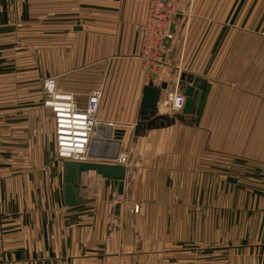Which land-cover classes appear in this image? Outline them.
<instances>
[{
	"label": "crops",
	"instance_id": "0c3cea01",
	"mask_svg": "<svg viewBox=\"0 0 264 264\" xmlns=\"http://www.w3.org/2000/svg\"><path fill=\"white\" fill-rule=\"evenodd\" d=\"M175 1L166 52L172 69L183 70L180 87L210 85L205 113L211 74L230 48L251 39L258 68L264 64V0ZM149 2L0 0V264H264L260 155L215 152L195 114L159 107L157 119H141ZM50 76L81 106L93 90L103 92V155L91 162L129 155L123 202L118 181L90 171L78 184L81 203L65 204L66 160L37 95ZM166 81L162 99L176 88ZM246 197L256 201L247 207L257 215L252 236Z\"/></svg>",
	"mask_w": 264,
	"mask_h": 264
},
{
	"label": "built area",
	"instance_id": "2783aa9c",
	"mask_svg": "<svg viewBox=\"0 0 264 264\" xmlns=\"http://www.w3.org/2000/svg\"><path fill=\"white\" fill-rule=\"evenodd\" d=\"M179 12V3L175 0H150L147 16L141 27L143 49L141 53L142 68L148 84L162 82L164 72L173 70L171 57L166 52V44L173 40L172 24ZM169 40V41H168ZM178 77L171 80L176 83L174 91L160 99L159 107L178 113L184 108L186 96L179 90ZM169 80V81H171ZM44 105L52 114L55 125V143L58 158L76 162H91V143L97 138L100 126L98 111L103 92L93 90L87 97L86 105L81 106L73 94L59 88L56 78H47L44 82ZM159 109V108H158ZM113 126V123H109ZM109 164H129L128 154H118L115 158H104ZM118 195L117 201L122 202ZM137 210V206L135 207ZM139 209V207H138Z\"/></svg>",
	"mask_w": 264,
	"mask_h": 264
},
{
	"label": "rangeland",
	"instance_id": "374dc122",
	"mask_svg": "<svg viewBox=\"0 0 264 264\" xmlns=\"http://www.w3.org/2000/svg\"><path fill=\"white\" fill-rule=\"evenodd\" d=\"M241 45V48L235 45L229 49L227 54L220 55L224 61H222L221 68L211 74L214 89L200 122L202 129L208 133V141L212 142L214 148L218 150L215 152L221 154L222 148L227 146L230 153H241L244 158L260 155L264 161V119L258 118L259 112L262 114L264 110L262 100L259 103V100L264 98V64L262 63L258 68L257 56L254 52L252 53L251 49V39L245 40V45L243 42ZM40 58L41 56H37L38 62ZM180 70L175 67L174 70L165 71L163 81L170 80L171 77L176 80ZM182 72L183 70H181L179 84L182 80ZM38 74L40 75L41 72ZM45 80L42 87L37 88L38 97L43 96L44 107ZM178 88L183 91V85L181 87L179 85ZM165 111L168 114H174L166 108ZM260 170L263 174L264 167L262 166ZM245 186L247 188L250 184L246 183ZM255 202L251 198H245V222L246 225L250 224L248 226L250 227L249 236H252L251 230L253 224L256 223L257 215L252 214V210L247 212V207H253ZM229 203L230 206H234L236 200H229ZM229 218L231 219V216ZM213 219L214 223L220 224V216L214 215Z\"/></svg>",
	"mask_w": 264,
	"mask_h": 264
},
{
	"label": "water",
	"instance_id": "95a60500",
	"mask_svg": "<svg viewBox=\"0 0 264 264\" xmlns=\"http://www.w3.org/2000/svg\"><path fill=\"white\" fill-rule=\"evenodd\" d=\"M172 31L173 26H172ZM169 41V40H168ZM184 80V79H182ZM168 88V83L163 82L160 85H155L153 82L147 84L143 89V98L141 101V119L150 121L159 117L158 108L159 102L164 90ZM183 92L186 96V101L182 113L185 115L195 114L197 116V123L199 124L203 116L205 106L210 93V85L203 80H193L190 84L183 86ZM102 142L98 138L91 143V156L102 157L100 148ZM106 155V154H105ZM118 153L104 156L106 158H115ZM90 171L102 175L104 178L116 180L119 182V194H123V187L126 177L127 168L125 165L108 164V163H94V162H76L66 160L64 163V193L65 204L72 206L81 203L78 197V184L82 174ZM119 207H117L118 209Z\"/></svg>",
	"mask_w": 264,
	"mask_h": 264
},
{
	"label": "bare ground",
	"instance_id": "6f19581e",
	"mask_svg": "<svg viewBox=\"0 0 264 264\" xmlns=\"http://www.w3.org/2000/svg\"><path fill=\"white\" fill-rule=\"evenodd\" d=\"M164 109V108H163Z\"/></svg>",
	"mask_w": 264,
	"mask_h": 264
}]
</instances>
